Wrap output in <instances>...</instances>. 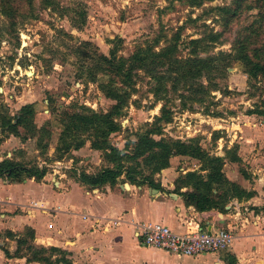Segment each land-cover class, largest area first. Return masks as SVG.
Segmentation results:
<instances>
[{"label": "rangeland", "instance_id": "1", "mask_svg": "<svg viewBox=\"0 0 264 264\" xmlns=\"http://www.w3.org/2000/svg\"><path fill=\"white\" fill-rule=\"evenodd\" d=\"M192 1L197 0H0V117L11 119L20 107L32 104L38 128L34 133L19 126L13 136L0 123V157L12 154V161L37 172L44 170L45 175H51L50 169L38 168L41 161L65 164L71 160L79 174L89 175L109 167L102 160L104 152L90 148L96 138L93 129L72 131L65 138L71 144L83 141L80 155H72L71 149L56 152L55 147L63 112L78 106L96 114L113 112L115 101L105 94L114 89L125 92L126 102L111 117L118 130L107 137L110 146L120 150L128 143L130 148L144 134L156 141L177 142L181 141L175 137L191 135L182 143L210 155L218 153V142H223L224 152L228 141L244 142L243 154L261 158L254 170L262 186L264 115L249 112L264 114V82L243 72L233 47L239 35L246 54L264 47V0H212L189 6ZM215 33L219 38L209 41ZM192 40L201 42L189 44ZM172 42L183 58L214 59L212 73L196 82L205 92L195 89L196 93L182 99L179 95L187 94L177 86V92L168 89L155 100L150 76L133 70L132 86L125 87L122 77L99 58L108 57L110 50L116 57L127 58L137 46L157 51ZM250 130L255 131L249 140ZM116 157L115 164L131 170L129 177L138 181L152 178L160 184V180H171L172 174L180 178L182 171L199 173L200 162L188 156L170 157L169 173L162 176V170L151 174L141 158ZM240 168L248 173V166ZM65 175L75 176L73 172ZM248 183L253 184L251 175Z\"/></svg>", "mask_w": 264, "mask_h": 264}, {"label": "crops", "instance_id": "2", "mask_svg": "<svg viewBox=\"0 0 264 264\" xmlns=\"http://www.w3.org/2000/svg\"><path fill=\"white\" fill-rule=\"evenodd\" d=\"M254 131L248 132L249 140ZM227 143L224 149L234 144L238 161L225 156L223 142L217 143L218 153L210 155L223 158L224 177L252 196L228 200L224 213L197 212L186 206L180 194L190 188L174 191L175 174L171 180H160L158 189L120 180L114 186L91 187L79 181L76 171L57 174V179L46 174L39 181L0 179V264H43L26 261L25 245L14 255L16 240L23 238L26 228L33 233L28 244L61 252L45 254L52 263L63 255L69 264H264V211L260 210L264 207V184L259 185V176L255 179L258 170H254L261 158L243 154L244 142ZM80 151L72 155H80ZM2 159L10 160L12 154H3ZM244 165L249 167L247 178L240 173ZM169 170H162L161 176ZM67 172H73L74 179L65 175ZM250 175L253 184L248 183ZM144 223H159L176 234L229 229L234 237L223 252L183 257L139 246L135 228Z\"/></svg>", "mask_w": 264, "mask_h": 264}, {"label": "trees", "instance_id": "3", "mask_svg": "<svg viewBox=\"0 0 264 264\" xmlns=\"http://www.w3.org/2000/svg\"><path fill=\"white\" fill-rule=\"evenodd\" d=\"M210 1L212 0H197L188 2V5L200 6L203 2ZM240 37L241 35L236 37V47H233L236 61L240 63L243 72L250 79L259 78L264 82V47L252 48L251 54H246L244 45L239 41ZM218 38L219 33H215L210 34L208 40L214 42ZM200 42L201 40H192L188 43L199 44ZM135 48L136 50L127 58L122 56L116 57L112 50L108 52V57L99 56L105 64L112 66L115 75L122 77L125 82V87L131 82L130 73L133 70H142L154 81L150 93L155 100H160L161 97L169 91L168 89L177 92V86L187 94L185 96L179 95L182 99L196 93L195 89H201V91L205 92L204 87L196 84V82L203 75L206 76L212 73L213 58H199L198 56L183 58L178 54L179 51L175 42L167 44L157 51H152L149 47L142 49L137 46ZM250 56L253 57V60L249 58ZM167 83H170V85L167 86ZM130 85L132 86V84ZM105 97L115 101L113 112L96 114L89 109L78 106L74 111L63 112L60 120L62 130L57 139V146L55 147L56 152L67 151L69 149L77 151L83 146V141L77 140L71 144L67 142L65 138L68 137V134L72 133V131L77 132L79 130L87 131L93 129L96 132V138L94 141L90 142V148L93 150H102L104 152L102 160L110 165L94 175L81 173L78 178L81 183L91 187L105 184L114 186L117 184L118 180L121 182L125 180V182L131 185H145L151 189H158V184L155 183L152 178L140 181L130 178L129 176L133 172L129 169L124 170L120 164H115L117 160L116 156L122 155L128 160L141 158V162L151 169V174H157L161 170L168 168V159L170 157L188 156L200 162L199 172H203L204 174L186 172L181 175L180 178L174 180V191H177L181 187L190 188V191L180 194L186 206H192L197 212L217 210L219 213H224V206L228 200H246L252 196L251 192L242 190L224 177L221 172L223 158L206 154L196 145L184 144L172 140L164 141L160 139L156 141L150 138L149 134H144L143 136L136 137V140L130 143V148H128V143L120 150L110 146L107 142V137L118 130V126L113 123L111 117L115 112L119 113L120 110L125 107V92L123 91L121 94L119 91L111 89L107 90ZM33 109L32 104H26L20 107L17 114L11 119L6 118L4 115L1 116L0 123L4 131L16 136L15 130L21 126L35 133L38 128L33 123ZM249 114L264 115L255 112H249ZM165 115L167 114L165 113ZM49 136V133H47L48 138ZM27 139L29 138L27 137ZM45 147H42V149H45ZM224 154L231 161H238L235 156V146L226 150ZM240 173L244 178H247L244 171L240 170ZM44 175V170L37 172L36 170L25 168L21 166V164L12 161V159L0 161V179L2 180L22 181L32 178L39 181ZM260 210L264 211V207ZM32 238V231L26 228L23 238L16 240L17 249L14 255L18 256L20 247L25 245L24 250L26 251V255H28L26 258L27 262L57 264L60 261L64 264H69V262L64 259L63 255L52 263L45 254L48 253L50 256V254L54 252H61L55 248H49L48 250L34 248L26 241L27 239L32 240ZM4 255L8 257L6 251H4Z\"/></svg>", "mask_w": 264, "mask_h": 264}, {"label": "built area", "instance_id": "4", "mask_svg": "<svg viewBox=\"0 0 264 264\" xmlns=\"http://www.w3.org/2000/svg\"><path fill=\"white\" fill-rule=\"evenodd\" d=\"M189 137L191 135L175 138L182 142ZM41 167L49 168L51 175L62 174L66 170L79 172L78 168L71 165V160L65 164L59 161H53L52 164L41 161L38 168ZM135 237L141 247L155 248L172 255L193 258L223 252L234 235L229 229H217L213 232L198 230L190 234H176L159 223H144L136 226Z\"/></svg>", "mask_w": 264, "mask_h": 264}, {"label": "water", "instance_id": "5", "mask_svg": "<svg viewBox=\"0 0 264 264\" xmlns=\"http://www.w3.org/2000/svg\"><path fill=\"white\" fill-rule=\"evenodd\" d=\"M227 208H225V210H226Z\"/></svg>", "mask_w": 264, "mask_h": 264}]
</instances>
